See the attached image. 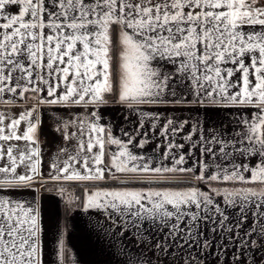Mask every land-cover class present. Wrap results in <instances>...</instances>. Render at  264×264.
<instances>
[{
	"label": "snow or ice",
	"instance_id": "6c2138e0",
	"mask_svg": "<svg viewBox=\"0 0 264 264\" xmlns=\"http://www.w3.org/2000/svg\"><path fill=\"white\" fill-rule=\"evenodd\" d=\"M53 106L78 113L46 162ZM217 107L240 115L174 114ZM48 185L103 217L116 264H264V0H0V264H82L46 245Z\"/></svg>",
	"mask_w": 264,
	"mask_h": 264
},
{
	"label": "crops",
	"instance_id": "0c3cea01",
	"mask_svg": "<svg viewBox=\"0 0 264 264\" xmlns=\"http://www.w3.org/2000/svg\"><path fill=\"white\" fill-rule=\"evenodd\" d=\"M160 110L164 111L163 108ZM77 113L78 109L65 110L60 106H53L44 111L40 142L46 162L55 157L58 147L63 146L61 135L55 130L54 117H63L67 120ZM165 114L167 115L168 112ZM174 114L182 117L197 116L202 123L215 128H219L222 123L227 124L230 120L237 119L240 115L234 108L228 107L209 108L198 113L177 110ZM100 115L101 122L109 124L116 136L121 135L120 129L130 130L136 124L135 114L130 113L124 106L115 102L102 106ZM151 147L153 145L148 146L149 152ZM48 187L52 188V191H41L39 194L46 232V245L52 241L54 247L55 240L63 233L65 239L73 246L74 252L82 264H116L117 250L111 246L109 238L104 235L101 228V225L105 223L103 217L93 211L85 212L78 201L69 206L67 194L60 196L55 187L52 185H48ZM74 190L75 188L72 187L69 192L73 194ZM25 195L31 196L33 194L25 193ZM73 195H77V193ZM45 259L46 264H56L54 254L50 257L46 255Z\"/></svg>",
	"mask_w": 264,
	"mask_h": 264
},
{
	"label": "trees",
	"instance_id": "16d2710c",
	"mask_svg": "<svg viewBox=\"0 0 264 264\" xmlns=\"http://www.w3.org/2000/svg\"><path fill=\"white\" fill-rule=\"evenodd\" d=\"M73 188H75L77 195H78V194H79V195L81 194L80 189H79L78 187H73Z\"/></svg>",
	"mask_w": 264,
	"mask_h": 264
},
{
	"label": "built area",
	"instance_id": "2783aa9c",
	"mask_svg": "<svg viewBox=\"0 0 264 264\" xmlns=\"http://www.w3.org/2000/svg\"><path fill=\"white\" fill-rule=\"evenodd\" d=\"M73 192H74V194H75V193H76V190H74Z\"/></svg>",
	"mask_w": 264,
	"mask_h": 264
},
{
	"label": "rangeland",
	"instance_id": "374dc122",
	"mask_svg": "<svg viewBox=\"0 0 264 264\" xmlns=\"http://www.w3.org/2000/svg\"><path fill=\"white\" fill-rule=\"evenodd\" d=\"M154 146V145H153ZM152 148V147H151ZM73 194H74V192H73Z\"/></svg>",
	"mask_w": 264,
	"mask_h": 264
},
{
	"label": "flooded vegetation",
	"instance_id": "af4514ba",
	"mask_svg": "<svg viewBox=\"0 0 264 264\" xmlns=\"http://www.w3.org/2000/svg\"><path fill=\"white\" fill-rule=\"evenodd\" d=\"M99 115H100V113H99ZM101 116V115H100Z\"/></svg>",
	"mask_w": 264,
	"mask_h": 264
}]
</instances>
